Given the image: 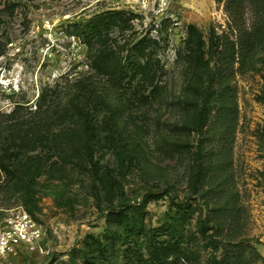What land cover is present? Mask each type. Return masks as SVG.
I'll use <instances>...</instances> for the list:
<instances>
[{
    "label": "rangeland",
    "instance_id": "rangeland-1",
    "mask_svg": "<svg viewBox=\"0 0 264 264\" xmlns=\"http://www.w3.org/2000/svg\"><path fill=\"white\" fill-rule=\"evenodd\" d=\"M224 7L217 0H0V158L18 172L14 179L0 167V225L24 209L44 233L43 253L0 257V264H157L155 251L176 243L167 264L222 258L216 196L202 187L196 156L208 124L199 118L208 68L194 75L192 46L204 40L212 68L211 41L229 32ZM114 12L129 24L114 25L108 44L121 58L136 57L134 46L145 40L139 59L161 70L159 91L142 88L135 96V85L115 87L90 68L75 24ZM230 85L238 123L210 184L228 195L222 204L239 210L228 250L245 264H264V46ZM44 95L49 124L28 131ZM75 102L89 105L100 122L109 120L107 103L116 141L99 125L98 143L73 119L78 110L60 118ZM18 121L27 124L11 127Z\"/></svg>",
    "mask_w": 264,
    "mask_h": 264
},
{
    "label": "trees",
    "instance_id": "trees-1",
    "mask_svg": "<svg viewBox=\"0 0 264 264\" xmlns=\"http://www.w3.org/2000/svg\"><path fill=\"white\" fill-rule=\"evenodd\" d=\"M217 1L224 2V9L230 19V23L228 33L221 36L218 35L215 40L211 41L210 54L213 59L212 68L209 67V60H206L204 57L207 54L204 51V40L198 36V38L193 39L192 46V51H194V56L197 60L196 66L193 69L194 75H198L202 68H208L207 86L202 96V108L199 114L201 120L207 118L208 124L204 137L199 141L196 156L202 187L210 185L208 194L213 195L215 193L216 196L210 198L215 204V208L213 209V214L216 219L215 233L219 236L222 244H225V254L219 261L214 262V264H245L237 250H228L229 248L227 247L235 238V231L239 224V216L237 217L239 210H236L235 207L228 206L227 202L222 204V199H227L228 195L224 190H218L219 187L214 189L210 183L215 178V174H219L218 165L221 159L226 156L227 146L233 139L239 118L235 92L230 83L236 73H241L247 69L259 48L264 46V0ZM9 6L7 5L6 8ZM247 14L251 17L250 21L247 18ZM2 23L3 20L0 18V29ZM119 23L129 24V20L124 17L122 12H114L111 15L101 14L95 16L88 22L75 24L76 35L82 38L83 43L87 47V58L90 61V68L97 75L111 80L115 87H131L135 85L133 86V88H137L134 90L135 96L141 93L138 90L142 88L143 90L151 88L152 93L159 91L160 87L158 86V82L161 70L149 58L146 60L139 59L145 57V40H142L134 46L137 51L136 57L130 55L126 58H121L119 51L108 44V33L110 29ZM152 43L157 42L153 41ZM78 83H80L79 86L81 87L85 85L82 80ZM77 93L80 94L79 92ZM45 96L41 97L38 101L35 106L36 109L30 117V119L34 118L33 121L35 119L39 121L32 122V125L26 126V130L34 131L38 125H43V122L45 125L49 124V122L45 121L47 118L42 120V116H48L45 113L51 111L48 110L50 108L48 104L42 103V99ZM143 97L145 96L139 95L140 99ZM101 104L110 112L109 120L106 122L96 120L94 109L88 108L89 105L85 107L87 109L80 108L81 105L79 106V102L72 103L67 110L61 113L60 118L68 120L78 110L73 119H82V122L87 128V132H90L92 137L95 136L98 143H102V139L97 135L99 125L105 126L108 129V133L111 132L108 135L109 139L115 142L117 139L115 131H117L116 126L118 123L112 117L114 111L110 109L111 107L107 103ZM16 111L14 110L10 113V116L17 115ZM201 120H198V125L201 124ZM26 122L18 121L17 124L11 127L16 128V126L26 125ZM12 123L14 124L15 122ZM114 126L115 129L113 128ZM262 137L264 139V129ZM0 150H2L1 147ZM6 163L4 157H1L0 167L12 178L15 179L18 177V172ZM104 177L106 176L103 175L102 178L104 179ZM176 206L186 215L187 205L185 203L176 204ZM176 247H178L177 243L175 245L168 244L165 248L157 249L155 251V263L167 264L165 262L168 256L166 254L167 251Z\"/></svg>",
    "mask_w": 264,
    "mask_h": 264
},
{
    "label": "built area",
    "instance_id": "built-area-1",
    "mask_svg": "<svg viewBox=\"0 0 264 264\" xmlns=\"http://www.w3.org/2000/svg\"><path fill=\"white\" fill-rule=\"evenodd\" d=\"M44 233L40 224L24 209L13 211L0 225V257L44 252Z\"/></svg>",
    "mask_w": 264,
    "mask_h": 264
}]
</instances>
